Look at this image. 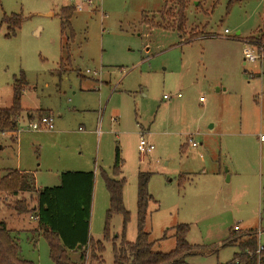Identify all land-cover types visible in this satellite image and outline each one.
<instances>
[{
    "label": "rangeland",
    "instance_id": "1",
    "mask_svg": "<svg viewBox=\"0 0 264 264\" xmlns=\"http://www.w3.org/2000/svg\"><path fill=\"white\" fill-rule=\"evenodd\" d=\"M95 2L74 13L64 34L66 0H0V108L11 106L13 83L23 75L21 103L31 115L21 113L16 131H0V178L26 170L46 187L68 170L93 172L89 237L103 241L110 205L104 177L114 175L119 151L129 241L137 238L138 175L150 172L145 230L153 251L174 250L181 224L190 227L188 242L208 251L182 264L230 261L250 229L264 247V55L254 44L260 58L244 54L262 25L264 0ZM13 14L22 22L9 36L1 22ZM39 109L52 113L53 129L31 127L47 115ZM142 134L155 146L144 156ZM21 200L28 213L13 211ZM36 207L35 192H0V217L21 256L57 264ZM235 225L242 231L233 232ZM109 228L111 238L121 235L123 216L114 215ZM105 246L104 261L87 248L84 264H114L112 241ZM82 252L66 249L76 263Z\"/></svg>",
    "mask_w": 264,
    "mask_h": 264
},
{
    "label": "trees",
    "instance_id": "2",
    "mask_svg": "<svg viewBox=\"0 0 264 264\" xmlns=\"http://www.w3.org/2000/svg\"><path fill=\"white\" fill-rule=\"evenodd\" d=\"M76 10L74 7H62V33H67L71 28V19ZM22 22V16L13 14L5 15L2 23L8 25L10 34H15ZM179 22L185 24L186 17L184 8L179 10ZM247 44H254L264 52V17L262 25L255 35L251 36ZM26 79L22 75L15 78L13 83V99L11 106L0 108V131L14 132L17 130L20 115L28 110L22 106L21 100L26 87ZM39 114L50 115L43 109L37 110ZM31 116V115H30ZM120 152H117L114 175H105V185L109 193L110 205L107 210V221L105 226L104 240L95 241L89 237V217L92 205L93 193V172L66 171L62 173L61 184L54 187L37 188L36 179L33 173L11 170L4 177L0 178V192L8 196L17 197L22 192H35L37 194V207L33 209L38 216V226L44 232L49 242L51 257L57 264H84L85 250L92 249V257L101 260L106 249L105 241H112L114 264H182L188 256L208 251L201 245L192 244L186 239L190 227L181 224L176 228V247L171 252L153 251V242L149 233L145 230L148 207L153 196L149 192L150 172H140L137 185V238L129 241L126 236V228L130 222V212L124 203V187L126 178L122 176ZM17 214L29 212L28 205L19 201L13 207ZM123 216V232L121 235L111 238L110 221L114 215ZM241 230L233 232L238 233ZM41 233V232H40ZM258 232L250 229L241 235L240 242H233L240 248L234 258L222 264H264V248L259 250L260 244L257 239ZM115 240L120 242L117 244ZM225 245L232 244L226 240ZM81 246V248H79ZM66 249H81V262L76 263L66 255ZM98 249V250H97ZM0 264H35L21 256L19 240L12 234L6 222L0 217Z\"/></svg>",
    "mask_w": 264,
    "mask_h": 264
},
{
    "label": "built area",
    "instance_id": "3",
    "mask_svg": "<svg viewBox=\"0 0 264 264\" xmlns=\"http://www.w3.org/2000/svg\"><path fill=\"white\" fill-rule=\"evenodd\" d=\"M66 1L68 2V6L74 7V9L79 12L84 11L85 9L94 8L96 5L95 0H66ZM225 33L228 34L229 30L226 29ZM260 52L263 53L262 55H264V52L262 51ZM244 54H245V60L256 61L260 58L257 49L249 44L248 47L245 48ZM87 72L92 73V71L90 70H87ZM93 74L97 75L98 72L94 71ZM177 96L179 97L181 95L178 94ZM164 98L171 99L172 96L165 95ZM200 100L203 101L204 99L201 97ZM31 127L35 130L42 128L53 129L54 128L53 116L52 115L42 116L37 121L32 122ZM261 140L264 141V135L261 136ZM192 145L196 147L197 143L193 142ZM154 149H155L154 144L142 134L138 144V150L140 154L144 156L147 153L152 152ZM34 218L38 220V216L35 215ZM234 230L235 231L241 230L240 225H235ZM263 248L264 247L260 245L259 250Z\"/></svg>",
    "mask_w": 264,
    "mask_h": 264
},
{
    "label": "crops",
    "instance_id": "4",
    "mask_svg": "<svg viewBox=\"0 0 264 264\" xmlns=\"http://www.w3.org/2000/svg\"><path fill=\"white\" fill-rule=\"evenodd\" d=\"M51 15H52V13H50ZM181 95V94H180ZM180 97V96H179ZM201 98V97H200ZM201 101V100H200ZM50 115H52V113L50 114ZM26 171V170H25ZM68 171H82V172H90L89 170H68ZM60 184H61V182H60ZM59 184V185H60ZM36 186H37V184H36ZM55 186H57V185H55ZM46 187H54V186H46ZM37 188H44V187H37ZM14 211V210H13ZM7 224V223H6ZM241 227V226H240ZM241 229H242V227H241ZM11 230V229H10Z\"/></svg>",
    "mask_w": 264,
    "mask_h": 264
},
{
    "label": "water",
    "instance_id": "5",
    "mask_svg": "<svg viewBox=\"0 0 264 264\" xmlns=\"http://www.w3.org/2000/svg\"><path fill=\"white\" fill-rule=\"evenodd\" d=\"M49 15H51V14H49ZM79 248H81V246H79Z\"/></svg>",
    "mask_w": 264,
    "mask_h": 264
}]
</instances>
